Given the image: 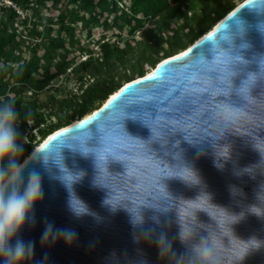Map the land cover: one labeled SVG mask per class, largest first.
<instances>
[{
	"label": "water",
	"instance_id": "water-1",
	"mask_svg": "<svg viewBox=\"0 0 264 264\" xmlns=\"http://www.w3.org/2000/svg\"><path fill=\"white\" fill-rule=\"evenodd\" d=\"M25 161L21 192L34 168L43 195L24 264H188L210 235L219 264H264V4L243 0Z\"/></svg>",
	"mask_w": 264,
	"mask_h": 264
},
{
	"label": "trees",
	"instance_id": "trees-1",
	"mask_svg": "<svg viewBox=\"0 0 264 264\" xmlns=\"http://www.w3.org/2000/svg\"><path fill=\"white\" fill-rule=\"evenodd\" d=\"M11 1L28 10L29 15L23 18L13 7L0 5V103L13 101L19 113L22 162L50 134L99 108L125 83L149 72L148 66L154 68L163 59L185 50L243 0ZM197 6L202 10V15L194 16L198 30L189 29L187 24L170 30L167 49H160L162 42L157 43L159 47L150 46L149 39L136 41L128 37L122 43L106 35L88 49L73 47V24L89 30L97 23L111 28L120 25L121 29L129 26L135 31L146 17L160 16L166 22L178 15L187 16L188 10ZM183 29L187 30L189 45L181 39ZM161 50L165 57L158 60L155 54ZM84 53L88 56L78 63ZM69 71L77 73L82 82L75 93L57 97L61 89L56 88L46 102L23 100L18 86L43 91Z\"/></svg>",
	"mask_w": 264,
	"mask_h": 264
},
{
	"label": "clouds",
	"instance_id": "clouds-1",
	"mask_svg": "<svg viewBox=\"0 0 264 264\" xmlns=\"http://www.w3.org/2000/svg\"><path fill=\"white\" fill-rule=\"evenodd\" d=\"M261 3L264 4V0H261ZM19 120V113L13 101L0 103V264H24L25 259L33 254L34 242L24 241L19 238L18 233L24 227L26 218L29 223H34L33 206L42 199L43 195L40 173L34 168L28 171L27 185L21 192L24 181L22 172L27 168L28 162L25 161L23 164L20 162L23 157V145L17 130ZM46 155L49 154L41 152L33 155L32 159L42 160L46 167L48 163H45ZM50 155L55 156V149ZM53 160L57 163L55 159ZM61 179L67 185L64 176ZM74 200L78 199L72 194L69 200L70 209L78 216L85 213L79 210ZM80 203L85 207L81 201ZM254 208L257 207H251L250 211L257 214L253 211ZM52 228L51 224L46 226L41 237L42 242H46L52 236ZM192 234L185 238L182 228V241L190 240ZM56 235H62L66 240H70L73 233L70 230H57ZM160 244L162 251L170 248V245L165 246L163 237L160 239ZM191 253L192 258L188 264H219L211 235L208 239H202L199 244L193 245Z\"/></svg>",
	"mask_w": 264,
	"mask_h": 264
},
{
	"label": "rangeland",
	"instance_id": "rangeland-1",
	"mask_svg": "<svg viewBox=\"0 0 264 264\" xmlns=\"http://www.w3.org/2000/svg\"><path fill=\"white\" fill-rule=\"evenodd\" d=\"M114 1L120 2V0H111V3H113ZM175 4H179V1ZM184 4L187 5V3ZM201 11L202 10L200 6L195 7L188 10L187 16L178 15L176 17L169 18L166 22H163L160 16H149L144 18L142 26L137 29L138 31H134L129 26H125L124 29L119 28L120 25L118 27L111 28L110 26H104L100 23L93 24L92 28L89 30L84 28L82 24H73L72 26L75 28V31L71 39L73 40V47L76 50L78 48L88 49L90 43H92L93 39H95V36L99 34L111 37L113 40H120V42L122 43L126 42L130 38H135L136 41H144V39H149L150 46L159 47L157 46V43L162 42V46L160 47V49H167L169 47L167 41L171 37L170 30L180 28L184 24H187L189 29L197 31L198 22L195 20L194 16L202 15ZM186 31V29L181 30L180 35L182 41L189 45L191 42L185 37ZM118 33H120V35ZM84 55L85 56L78 60V63L88 56V54L86 53H84ZM155 55L158 60H162L165 57L164 50H161L158 54L156 53ZM151 68L152 67L148 66V71H150ZM36 80H38V77H36ZM81 84L82 82L78 79V74L69 71L63 77L55 80L52 86L44 89L43 91L35 92L28 85H20L18 87L23 100L30 101L32 99H39L42 102H46L48 101L50 95L55 94L54 91L56 88L61 89V92L55 94L57 97H60L61 95H65L70 92L75 93L80 89ZM85 87L86 85H83L82 89H84ZM10 97H13L12 93L10 94ZM39 139L40 137H38V140Z\"/></svg>",
	"mask_w": 264,
	"mask_h": 264
},
{
	"label": "built area",
	"instance_id": "built-area-1",
	"mask_svg": "<svg viewBox=\"0 0 264 264\" xmlns=\"http://www.w3.org/2000/svg\"><path fill=\"white\" fill-rule=\"evenodd\" d=\"M0 5H4L7 7H13L14 9H16L18 11V13L24 18L26 16H28V10H24L22 9L20 6H18V4H16L15 2L11 1V0H0ZM199 7V6H197ZM27 13H26V12ZM138 31V30H137ZM136 31V32H137ZM102 34L96 35L95 39H93L92 43H90L89 46H94L96 44V42L99 40L100 36Z\"/></svg>",
	"mask_w": 264,
	"mask_h": 264
},
{
	"label": "snow or ice",
	"instance_id": "snow-or-ice-1",
	"mask_svg": "<svg viewBox=\"0 0 264 264\" xmlns=\"http://www.w3.org/2000/svg\"><path fill=\"white\" fill-rule=\"evenodd\" d=\"M225 81H227V78H225ZM222 84L228 86L227 88L224 89L226 92L230 90V86H231V85H228L227 83H222ZM241 91H242V92H243V91H246V89H241Z\"/></svg>",
	"mask_w": 264,
	"mask_h": 264
},
{
	"label": "bare ground",
	"instance_id": "bare-ground-1",
	"mask_svg": "<svg viewBox=\"0 0 264 264\" xmlns=\"http://www.w3.org/2000/svg\"><path fill=\"white\" fill-rule=\"evenodd\" d=\"M190 45H191V44H190ZM182 51H183V50H182ZM182 51H180V52H182ZM180 52H178V53H180ZM178 53H177V54H178ZM163 60H164V59H163ZM38 146H39V145H37V147H38ZM28 156H29V155H28ZM28 156H27V157H28ZM25 159H26V158H25ZM25 159H24V160H25ZM24 160H23V161H24ZM23 161H22V162H23ZM22 162H21V163H22Z\"/></svg>",
	"mask_w": 264,
	"mask_h": 264
}]
</instances>
